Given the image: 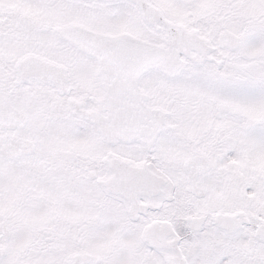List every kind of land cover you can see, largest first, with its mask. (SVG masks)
<instances>
[{"label": "snow or ice", "instance_id": "obj_1", "mask_svg": "<svg viewBox=\"0 0 264 264\" xmlns=\"http://www.w3.org/2000/svg\"><path fill=\"white\" fill-rule=\"evenodd\" d=\"M0 264H264V0H0Z\"/></svg>", "mask_w": 264, "mask_h": 264}]
</instances>
